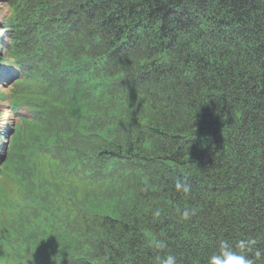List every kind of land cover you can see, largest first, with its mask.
I'll list each match as a JSON object with an SVG mask.
<instances>
[{"label":"trees","instance_id":"1","mask_svg":"<svg viewBox=\"0 0 264 264\" xmlns=\"http://www.w3.org/2000/svg\"><path fill=\"white\" fill-rule=\"evenodd\" d=\"M5 2L1 61L38 90L31 137H4L5 264H207L224 241L264 264V0Z\"/></svg>","mask_w":264,"mask_h":264},{"label":"rangeland","instance_id":"2","mask_svg":"<svg viewBox=\"0 0 264 264\" xmlns=\"http://www.w3.org/2000/svg\"><path fill=\"white\" fill-rule=\"evenodd\" d=\"M8 15V10L5 0H0V159L2 157V149L5 145L4 137L10 132L11 127L14 125L19 128L20 131L26 136L28 140L31 137L32 132L35 129L36 121L35 120V110H34V101L37 98V81L34 76L26 77L21 72L17 73V76L14 72L9 69V66L4 64L1 59L6 56L4 50L8 51L7 44L9 42L10 34L7 32L3 33L5 29L4 19ZM8 25V24H7ZM6 63L12 65L11 60H6ZM26 67H24L25 69ZM11 75L12 79H8ZM5 81L6 83H2ZM15 81V82H14ZM5 97V99H4ZM12 99L15 101V115H12L10 108L13 106ZM5 114H7L5 116ZM22 124L21 126H18ZM45 137L42 138V140ZM38 145L30 143L28 148L25 149L26 153L30 156V160H37V164L42 168H45L49 163V158L47 155L38 156L37 151ZM0 186L3 190L1 194L0 201L3 202L6 199L19 201V186L20 181L17 176L14 174H9L5 169H0ZM18 207H21L19 205ZM0 264H5V259L0 251Z\"/></svg>","mask_w":264,"mask_h":264},{"label":"clouds","instance_id":"3","mask_svg":"<svg viewBox=\"0 0 264 264\" xmlns=\"http://www.w3.org/2000/svg\"><path fill=\"white\" fill-rule=\"evenodd\" d=\"M175 189L178 192H182L184 194H190L191 186L182 181H178L175 184ZM196 212L195 209H185L182 212V217L184 219H188L191 215H194ZM156 216L160 215V211L157 210L155 212ZM251 243H255V241H251ZM248 241H240L237 247L241 249V252H237L233 249V245L228 241H224L220 245V250L218 253H213L207 261V264H255L254 259L249 258L247 255L242 254L245 250H250L248 248ZM156 249H164L166 247V243L164 240L160 239L153 243L152 245ZM261 256H264V251L257 249L255 252V257L258 259ZM159 260V264H177L176 256L172 254H167L163 258L157 257Z\"/></svg>","mask_w":264,"mask_h":264}]
</instances>
